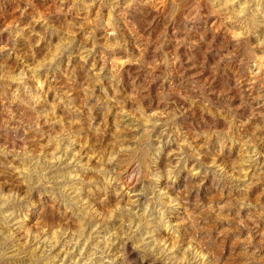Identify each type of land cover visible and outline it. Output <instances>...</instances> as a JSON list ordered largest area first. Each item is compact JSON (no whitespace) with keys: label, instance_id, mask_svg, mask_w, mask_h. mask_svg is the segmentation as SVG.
Returning <instances> with one entry per match:
<instances>
[{"label":"rangeland","instance_id":"obj_1","mask_svg":"<svg viewBox=\"0 0 264 264\" xmlns=\"http://www.w3.org/2000/svg\"><path fill=\"white\" fill-rule=\"evenodd\" d=\"M0 264H264V0H0Z\"/></svg>","mask_w":264,"mask_h":264}]
</instances>
